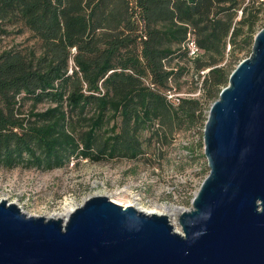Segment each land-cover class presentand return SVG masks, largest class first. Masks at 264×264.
<instances>
[{"label": "trees", "instance_id": "obj_1", "mask_svg": "<svg viewBox=\"0 0 264 264\" xmlns=\"http://www.w3.org/2000/svg\"><path fill=\"white\" fill-rule=\"evenodd\" d=\"M262 20L243 0H0V169L137 161L204 126Z\"/></svg>", "mask_w": 264, "mask_h": 264}, {"label": "water", "instance_id": "obj_2", "mask_svg": "<svg viewBox=\"0 0 264 264\" xmlns=\"http://www.w3.org/2000/svg\"><path fill=\"white\" fill-rule=\"evenodd\" d=\"M209 169L168 216L89 196L65 220L0 200V264H264V26L203 126Z\"/></svg>", "mask_w": 264, "mask_h": 264}, {"label": "rangeland", "instance_id": "obj_3", "mask_svg": "<svg viewBox=\"0 0 264 264\" xmlns=\"http://www.w3.org/2000/svg\"><path fill=\"white\" fill-rule=\"evenodd\" d=\"M2 39V49L31 43L27 34ZM245 57L240 54L241 59ZM189 88L184 86L182 92ZM202 133L203 125L198 124L178 132L170 145L153 139L146 155L137 161L74 159L64 168L45 172L0 169V200L16 204L27 215L45 218L64 212L67 207L75 209L89 196H106L118 205L147 213L174 206L189 209L209 171ZM147 138L148 135L143 136ZM169 220L179 230L176 213Z\"/></svg>", "mask_w": 264, "mask_h": 264}, {"label": "built area", "instance_id": "obj_4", "mask_svg": "<svg viewBox=\"0 0 264 264\" xmlns=\"http://www.w3.org/2000/svg\"><path fill=\"white\" fill-rule=\"evenodd\" d=\"M246 4L248 3H256L257 5H263L264 0H243ZM239 15H241V11L239 12ZM188 50H189V57L191 59H194L197 57L199 51L194 43V41L191 39L187 44ZM188 96H196V95H190V94H179V95H168V99H175L177 100V97H188ZM125 207V206H124ZM127 207V206H126Z\"/></svg>", "mask_w": 264, "mask_h": 264}, {"label": "bare ground", "instance_id": "obj_5", "mask_svg": "<svg viewBox=\"0 0 264 264\" xmlns=\"http://www.w3.org/2000/svg\"><path fill=\"white\" fill-rule=\"evenodd\" d=\"M120 194V193H119ZM126 207V206H125ZM139 209V208H138ZM141 209V208H140ZM176 208L172 207V208H169V207H165L162 212H152V213H155V214H158V215H165V216H172L174 213H176ZM74 210L73 207H70V208H65L64 212H60L58 213L57 215L51 217V218H61L63 220H65L67 218V216L70 214V212ZM147 213V212H146Z\"/></svg>", "mask_w": 264, "mask_h": 264}]
</instances>
